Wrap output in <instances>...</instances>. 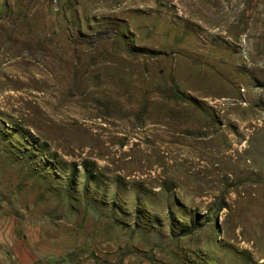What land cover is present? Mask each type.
Wrapping results in <instances>:
<instances>
[{
  "label": "rangeland",
  "instance_id": "1",
  "mask_svg": "<svg viewBox=\"0 0 264 264\" xmlns=\"http://www.w3.org/2000/svg\"><path fill=\"white\" fill-rule=\"evenodd\" d=\"M0 214L101 263L264 264V0H6Z\"/></svg>",
  "mask_w": 264,
  "mask_h": 264
},
{
  "label": "crops",
  "instance_id": "2",
  "mask_svg": "<svg viewBox=\"0 0 264 264\" xmlns=\"http://www.w3.org/2000/svg\"><path fill=\"white\" fill-rule=\"evenodd\" d=\"M6 0H0V12ZM61 227L21 222L13 215L0 214V264H149L139 259H110L99 262L76 233Z\"/></svg>",
  "mask_w": 264,
  "mask_h": 264
},
{
  "label": "trees",
  "instance_id": "3",
  "mask_svg": "<svg viewBox=\"0 0 264 264\" xmlns=\"http://www.w3.org/2000/svg\"><path fill=\"white\" fill-rule=\"evenodd\" d=\"M104 33L113 35V34L116 33V30L113 29V28H109V29L105 30ZM104 33H101V34H99L97 36H93V37H90V38L88 37V38H85V39H79L75 35H73V33H71V34H72V37L75 40V43L77 44V43H91V41H96V40L100 39L104 35Z\"/></svg>",
  "mask_w": 264,
  "mask_h": 264
},
{
  "label": "built area",
  "instance_id": "4",
  "mask_svg": "<svg viewBox=\"0 0 264 264\" xmlns=\"http://www.w3.org/2000/svg\"><path fill=\"white\" fill-rule=\"evenodd\" d=\"M46 5L54 12L59 11V0H46Z\"/></svg>",
  "mask_w": 264,
  "mask_h": 264
},
{
  "label": "bare ground",
  "instance_id": "5",
  "mask_svg": "<svg viewBox=\"0 0 264 264\" xmlns=\"http://www.w3.org/2000/svg\"><path fill=\"white\" fill-rule=\"evenodd\" d=\"M193 7V6H192ZM201 7V6H200ZM203 7V6H202ZM203 11V10H202ZM200 13H201V11H200ZM189 14V13H188ZM187 13H186V15H188ZM200 15H202V14H200ZM205 18H206V16H205ZM45 105V104H44ZM68 110V109H67ZM70 112H71V110H70ZM69 112V113H70ZM73 112V111H72ZM78 112V111H77ZM78 113H80V112H78ZM71 114V113H70ZM81 114V113H80ZM205 145V144H204ZM217 152V151H216ZM218 153V152H217ZM219 153H220V151H219ZM152 154V153H151ZM174 154V153H173ZM153 156V155H152ZM141 157H142V155H141ZM143 158V157H142ZM145 158V157H144ZM182 158V157H181ZM134 159V158H133ZM173 160V159H172ZM133 161V160H132ZM194 164V163H193ZM137 165V164H136Z\"/></svg>",
  "mask_w": 264,
  "mask_h": 264
}]
</instances>
